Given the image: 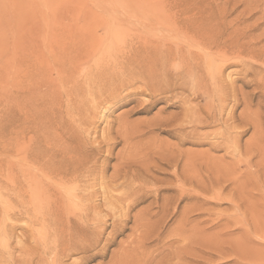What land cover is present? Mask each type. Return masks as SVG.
I'll return each instance as SVG.
<instances>
[{"label":"rangeland","instance_id":"obj_1","mask_svg":"<svg viewBox=\"0 0 264 264\" xmlns=\"http://www.w3.org/2000/svg\"><path fill=\"white\" fill-rule=\"evenodd\" d=\"M263 73L264 0H0V264H264Z\"/></svg>","mask_w":264,"mask_h":264},{"label":"bare ground","instance_id":"obj_2","mask_svg":"<svg viewBox=\"0 0 264 264\" xmlns=\"http://www.w3.org/2000/svg\"><path fill=\"white\" fill-rule=\"evenodd\" d=\"M135 16H136V15H135ZM116 17H117V16H116ZM200 17H201V15H200ZM193 19H194V18H193ZM196 19H197V18H196ZM204 19H205V17H204ZM186 20H187V19H186ZM200 20H201V19H200ZM202 20H203V19H202ZM180 21H181V20H180ZM180 21H179V22H180ZM183 21H185V20H183ZM183 21H182V22H183ZM208 21H209V20H208ZM204 22H205V20H204ZM176 23H177V22H176ZM176 23H175V25H176ZM163 24H164V23H163ZM206 24H207V23H206ZM183 25H185V26L188 25L189 28L192 30V32H194L198 37H200V38L203 40L201 43L205 44V46H206V45H208L209 47H210V46H213V47H214V46H219V43H218L219 41H217L218 38L215 37L217 34H216V35H213L214 33H209V30H210L211 28H210V29L208 30V32H207L206 29H205V31H203L204 29H203L202 25H201V27H202V28H201L199 25L195 26L196 24H194V23H193V24H192V23H187L186 21L183 22ZM210 25H211V24H210ZM206 27H207V26H206ZM216 28H218V27H216ZM216 28H215V29H216ZM223 28H224V27H223ZM176 29H177V28H176ZM202 29H203V30H202ZM157 30H158V29H157ZM214 31H215V30H214ZM210 32H211V30H210ZM216 32H217V31H216ZM218 33H219V32H218ZM225 33H226V32H225ZM164 34H165V33H164ZM167 34H168V33H167ZM169 35H170V34H169ZM156 36H157V35H156ZM175 36H176V35H175ZM182 36H183V35H182ZM226 36H227V35H226ZM162 37H163V36H162ZM195 37H196V36H195ZM217 37H219V36L217 35ZM236 37H237V36H236ZM236 37H235V38H236ZM189 38H190V37H189ZM189 38H188V39H189ZM225 38H226V37H225ZM245 38H246V37H245ZM173 39H174V38H173ZM176 39H178V38H176ZM182 39H183V37H182ZM190 39H191V38H190ZM193 39H194V38H193ZM198 39H199V38H198ZM236 39H237V38H236ZM194 40H195V39H194ZM225 40H226V39H225ZM233 40H234V39H233ZM176 41H177V40H176ZM167 42H168V41H167ZM182 42H184V41H182ZM186 42H187V41H186ZM186 42H185V43H186ZM189 42H190V40H189ZM195 42H196V41H195ZM226 42H227V41H226ZM168 43H169V42H168ZM197 43H198V42H197ZM199 43H200V42H199ZM221 43H223V42H221ZM224 43H225V42H224ZM246 43H247V42H246ZM183 44H184V43H183ZM230 44H231V43H230ZM110 45H111V44H110ZM173 45H174V44H173ZM191 45H192V42H191ZM196 45H197V44H196ZM196 45H195V46H196ZM200 45H201V44H200ZM223 45H224V44H223ZM241 45H242V44H241ZM178 46H179V45L177 44V46H175V47L178 48ZM185 46H186V45H185ZM187 46L190 47L189 43L187 44ZM187 46H186V47L183 46V47H184V48H187ZM193 46H194V45H193ZM193 46H191V47L193 48ZM254 46H255V45H254ZM173 47H174V46H173ZM189 47H188V48H189ZM198 47H199V46H198ZM227 47H228V45H227ZM108 48H109V46H108ZM196 48H197V47H196ZM228 48H229V47H228ZM230 48H231V47H230ZM243 48H244V47H243ZM245 48H246V47H245ZM251 48H252V47H251ZM144 49H145V48H144ZM164 49H165V48H164ZM179 49H182V47H181V48L179 47ZM179 49H178V50H179ZM189 49L191 50V48H189ZM189 49H187V50L190 51ZM246 49H247V48H246ZM107 50H108V49H107ZM131 50H132V49H131ZM145 50H146V49H145ZM150 50H151V49H150ZM150 50H149V52H150ZM187 50H186V49L184 50V54H185V51H187ZM198 50H199V49H198ZM201 50H202V49H201ZM219 50H220V49H219ZM221 50H222V49H221ZM233 50H235L234 47H233ZM110 51H111V50H110ZM110 51H109V52H110ZM169 51H170V50H169ZM169 51H167V52H166V51H165V52L162 51V53H164V55H165L166 53H167V55H170V54H168V53H172V52H169ZM181 51H182V50H181ZM224 51H225V50H224ZM252 51H253V50H252ZM151 52H152V51H151ZM156 52H157V51H156ZM156 52H154V54H155ZM159 52H160V51H159ZM176 52H177V49H176ZM190 52H191V51H190ZM190 52L187 54L188 56H189ZM192 52H193V51H192ZM204 52H205V51H204ZM222 52H223V51H221V53H222ZM226 52H227V50H226ZM231 52H232V51H231ZM235 52H236V51H235ZM235 52H234V53H235ZM241 52H242V50H241ZM94 53H95V52H94ZM104 53H105V52H104ZM116 53H117V51H116ZM144 53H145V52H144ZM177 53H178V52H177ZM179 53H181V52H179ZM179 53H178V55L180 56ZM193 53H194V52H193ZM217 53L220 54V52H218V50H217ZM217 53H215V54H217ZM238 53H239V52H238ZM243 53H245V52H243ZM246 53H247V52H246ZM246 53H245V54H246ZM106 54H107V53H106ZM109 54H110V53H109ZM146 54H147V55H146V58H148V57H147V56H148V52H147ZM154 54L152 55V53H151L150 55H152V57H153V56L157 55L158 53L155 54V55H154ZM173 54H174V53H173ZM184 54H183V55H184ZM201 54H202V52H201ZM207 54H208V53H207ZM210 54H211V53H210ZM210 54H209V55H210ZM212 54H213V53H212ZM212 54H211V56H212ZM224 54H225V53H222L220 56L218 55V57H222V56H223V57L221 58V59H223L224 56L227 55V54H225V55H224ZM239 54H240V53H239ZM249 54H250V53H249ZM141 55H142V54H141ZM164 55H161V56L164 57ZM167 55H165V58H166ZM187 55H186V56H187ZM190 55H191V54H190ZM209 55H208V57H210V59H211V56H209ZM213 55H214V54H213ZM255 55H256V54H255ZM161 56H160V57H161ZM181 56H182V55H181ZM184 56H185V55H184ZM186 56H185V57H186ZM195 56H196V55H195ZM197 56H200V55L198 54ZM206 56H207V55H206ZM216 56H217V55H216ZM150 57H151V56H150ZM169 57L171 58V55H170ZM182 57H183V56H182ZM182 57H181V58H182ZM190 57H191V56H190ZM208 57H206V59H208ZM212 57H213L212 60L214 61V59H215L214 57H215V56H212ZM244 57H245V56H244ZM261 57H262V56H261ZM261 57H260V58H261ZM153 58H154V61H156V60L158 61V59H155V57H153ZM172 58H173V57H172ZM172 58H171V59H172ZM174 58H175V57H174ZM178 58H179V60L181 61L180 57H177V59H178ZM188 58H189V57H188ZM198 58H199V57H198ZM198 58H197V59H198ZM109 59H110V58H109ZM149 59H150V58H149ZM160 59H162V58H159V60H160ZM163 59H164V58H163ZM168 59H169V58H168ZM175 59H176V58H175ZM184 59H185V58H184ZM190 59L193 60L192 58H190ZM197 59H196V60H197ZM206 59H205V60H206ZM210 59H209V60H210ZM218 59L220 60V58H218ZM218 59H217V57H216V60H218ZM140 60H141V59H140ZM140 60H139V61H140ZM165 60H166V59H165ZM173 60H174V59H173ZM173 60H172V61H173ZM182 60H183V59H182ZM209 60L204 61V62H205L204 64H207ZM212 60L210 61V64H209V65L207 64V65L209 66V68H208V66H207V69H208V70L211 69V70H210L211 72L209 71V73H211V74H213L214 72L217 73V72H218V71H217L218 69H219V72H220V70H221V69H220V68H221L220 66H222V65L224 66V64H221V63H220V65H218V64H219L218 62H213ZM219 60H218V61H219ZM223 60H225V59H223ZM230 60H231V59H230ZM125 61H126V60H125ZM125 61H123V62H125ZM129 61H130V60H129ZM145 61H147L148 63H149L150 61H151V62H154V61L152 60V58H151V60H148V59L146 60V59H145ZM160 61H161V60H160ZM162 61H164V60H162ZM167 61H169V60H167ZM170 61H171V60H170ZM180 61H179V63H177L178 61L175 62V60H174V62L177 63V64H179V65H180ZM193 61H194V60H193ZM201 61H202V60H201ZM250 61H251V60H250ZM105 62H106V61H105ZM121 62H122V61H121ZM127 62H128V60H127ZM141 62H142V61H141ZM147 62H145V63L148 64ZM151 62H150V63H151ZM181 62H182V61H181ZM187 62H188V61H187ZM194 62H195V61H194ZM194 62L191 61V64H193ZM206 62H207V63H206ZM240 62H241V61H240ZM251 62H252V61H251ZM109 63H110V62H109ZM143 63H144V62H143ZM154 63H155V62H154ZM158 63H159V62H158ZM158 63L156 64V68H157ZM161 63H162V62H161ZM161 63H160V64H161ZM164 63H165V62H164ZM171 63H172V62H171ZM183 63H186V61H184ZM216 63H217V64H216ZM222 63H223V61H222ZM245 63H246V62H245ZM253 63H254V62H253ZM96 64H97V63H96ZM115 64H116V63H115ZM120 64H121V63H120ZM122 64H124V63H122ZM125 64H126V63H125ZM133 64H134V63H133ZM151 64H152V63H151ZM151 64H150V65H151ZM160 64H159V65H160ZM165 64H166V63H165ZM168 64H169V63H168ZM168 64H167V65H168ZM173 64H174V63H173ZM177 64H176V65H177ZM181 64H182V63H181ZM187 64H190V63H187ZM194 64L196 65V63H194ZM232 64H233V63H232ZM104 65H105V64H104ZM110 65H111V64H110ZM110 65H109V66H110ZM118 65H119V63H118ZM128 65H129V64H128ZM128 65H127V66H128ZM131 65H132V64H130V66H131ZM143 65H144V64H143ZM150 65L148 64L149 67H150ZM153 65H154V64H153ZM170 65H171V64H170ZM170 65H169V66H170ZM174 65H175V64H174ZM174 65H173V66H174ZM185 65H186V64H185ZM233 65H234V64H233ZM256 65H257V64H256ZM256 65H255V66H256ZM112 66H114V64H112ZM112 66H111V67H112ZM130 66H129V67H130ZM132 66H133V65H132ZM145 66H146V65H145ZM148 66H147V67H148ZM192 66H193V65H192ZM202 66L204 67L203 64H202ZM226 66H227V65H226ZM102 67H103V66H102ZM105 67H106V65H105ZM116 67H117V66H116ZM133 67H134V66H133ZM142 67H143V66H142ZM147 67H146V69H147ZM149 67H148V68H149ZM151 67H152V66H151ZM159 67H160V66H159ZM162 67H163V63H162ZM162 67H161V69H162ZM175 67H176V66H175ZM175 67H174V69H175ZM177 67H178V69H177L176 71H178L179 74H181V76H188V75H189V77H190V74L194 73V72L191 70V69H194V68H195L194 66H193L194 68H191V66L188 67V65H187L186 67H188V68H187L188 70H186L185 73H184L182 70H180V69L183 68V66H182V68H181V66H180V69H179V66H177ZM198 67H199V66H198ZM246 67H248V66H246ZM108 68H109V67H108ZM114 68H115V67H114ZM118 68H121V67H118ZM118 68H117V69H118ZM123 68L127 69L126 67H122V69H123ZM153 68H155V66H154ZM190 68H191V69H190ZM239 68H240V67H239ZM255 68H256V67H255ZM255 68H254V69H255ZM97 69H98V68H97ZM100 69H101V68H100ZM100 69H99V70H100ZM104 69L106 70V68H103V70H104ZM129 69H131V68H128V70H129ZM141 69H142L143 71H146V70H144L145 68H141ZM150 69H151V68H149V70H150ZM158 69H159V68H158ZM164 69H165V68H164ZM164 69H163L162 72L159 71V70H160V69H159V70H158L159 73H157L158 71H155V69H152V70H154V71H151V72H149V70L146 71V72H148V73H143V71L141 70L143 74H141L140 71L137 72V74H138V73L141 74V75H139V77L142 78L141 81L144 82V83H145V80L147 79V80L151 81L150 83H152V81H154V80L157 81V82L159 81V82H158L159 84H158V83H157V84L160 85V83H162V81L165 82V80L167 79V76H168L166 72L169 71V69H168V70L166 69V71H164ZM184 69H186L185 66H184ZM184 69H183V70H184ZM198 69H199V68H198ZM198 69H197V70H198ZM205 69H206V66H205ZM222 69H223V68H222ZM226 69H227V68H226ZM257 69H258V68H257ZM259 69H260V68H259ZM109 70H110V69H109ZM123 70H124V69H123ZM123 70H122V71H123ZM137 70H139V69H137ZM179 70H180L181 72H180ZM197 70H196V72H197ZM203 70H204V69H203ZM247 70H248V69H247ZM101 71H102V70H100V73H99V74H101ZM107 71H108V69H107ZM107 71H106V72H107ZM112 71H113V70H112ZM117 71H118V70H117ZM131 71H133V70H131ZM135 71H136V70H135ZM205 71H206V70H205ZM258 71H259V70H258ZM96 72H97V71H96ZM109 72H111V71H109ZM120 72H121V69H120ZM125 72H126V71H125ZM125 72H124V73H125ZM128 72H130V71H128ZM170 72H171V71H170ZM236 72H237V71H236ZM249 72H250V71H249ZM251 72H252V71H251ZM251 72H250V73H251ZM115 73H118V72H115ZM121 73H123V72H121ZM124 73H123V74H124ZM131 73H133V72H131ZM135 73H136V72H135ZM135 73H134V74H135ZM174 73H175V72H174ZM174 73H173V74H174ZM228 73H229V72H228ZM240 73H241V72H240ZM259 73H260V72H259ZM261 73H262V72H261ZM99 74L97 75V76H98L97 78H99V76H100ZM102 74H103V73H102ZM105 74H106V73H105ZM109 74H110V73H109ZM137 74H136V75H137ZM170 74H171V73H170ZM170 74H169V75H170ZM194 74H196V73H194ZM194 74H192V75H193L194 77H196ZM214 74H215V73H214ZM234 74H235V73H234ZM237 74H238V72H237ZM242 74H243V73H242ZM251 74H253V73H251ZM263 74H264V73H263ZM92 75H93V74H92ZM111 75H112V72H111ZM111 75H110V76H111ZM113 75H114V74H113ZM125 75H126V74H125ZM125 75H123L124 79L122 78L124 81H125V77L127 76V75H126V76H125ZM130 75H131V74H130ZM132 75H133V74H132ZM136 75H135V76H136ZM209 75H210V74H209ZM216 75L219 77L218 73H217ZM216 75H214V76H216ZM246 75H247V74H246ZM94 76H96V75H93V78H94ZM106 76H107V74H106ZM181 76H180V78H177V77H179L178 74H174L173 76L171 75V80H170V82L168 81V82H167V83H168L167 85H165L164 83H163L164 85L162 84V85L165 86L166 88H167V86H168L167 91H166L165 93H167V92L170 91L169 88L179 89V90H181L182 92H183L184 90L186 91L185 86L187 87V86L190 85V84H189V82H188V85H187V81H185L184 78L181 77ZM197 76H198V75H197ZM214 76H213V78H214ZM244 76H245V75H244ZM254 76H255V75H254ZM100 77H101V76H100ZM112 77H113V76H112ZM115 77H116V75H115ZM120 77H121V76H120ZM120 77H119V78H120ZM128 77H129V75H128ZM137 77H138V76H137ZM137 77H136V79H137ZM209 77L211 78L212 75H210ZM209 77H208V80H209ZM218 77H215V78H218ZM248 77H249V76H248ZM117 78H118V76H117ZM129 78H130V77H129ZM134 78H135V77H133L132 79H134ZM176 78H177V79H176ZM245 78H246V77H245ZM255 78H256V77H254V79H255ZM107 79H109V78H107ZM122 79H120V80H122ZM126 79H127V78H126ZM132 79H131V80H132ZM185 79H186V78H185ZM189 79H190V78H189ZM222 79H223V78H222ZM243 79H244V78H243ZM91 80H92V79H91ZM100 80H102V79H100ZM100 80H98V81H100ZM111 80H112V79L110 78V81H111ZM115 80H116V79H114V81H115ZM117 80H119V79H117ZM123 80H122V81H123ZM139 80H140V78H139ZM168 80H169V79H168ZM217 80H218V82H220L219 79H217ZM85 81L89 82L90 79H89V81H88V80H85ZM122 81H121V82H122ZM141 81H140V82H141ZM155 81H154V83H155ZM160 81H161V82H160ZM188 81H189V80H188ZM210 81H211V80H210ZM250 81H251V80H250ZM250 81H249V82H250ZM253 81H255V80H253ZM261 81H262V80H261ZM87 82H86V83H87ZM92 82H93V80H92ZM92 82H91V84H92ZM95 82H96V81H95ZM95 82H93V83H95ZM105 82H106V78H105ZM105 82H104V83H105ZM107 82H108V81H107ZM111 82H113V81H111ZM118 82H120V81H118ZM125 82H127V81H125ZM140 82H139V83H140ZM146 82H148V81H146ZM190 82H191V81H190ZM192 82H193V80H192ZM83 83H84V82H83ZM86 83H84L83 86L86 85ZM104 83H103V84H104ZM114 83L117 84L116 82H114ZM114 83H113V85H115ZM127 83L129 84V82H127ZM131 83H132V82H131ZM133 83H134V82H133ZM165 83H166V82H165ZM201 83H202V82H201ZM201 83H200V85L202 86ZM209 83H211V82H209ZM214 83L216 84V82H214ZM247 83H248V81H247ZM254 83H255V82H254ZM81 84H82V83H81ZM87 84H88V83H87ZM109 84H112V83H108V85H109ZM147 84H149V83H147ZM193 84H194V83H193ZM197 84H198V82H197L195 85H197ZM217 84H218V83H217ZM217 84H216V86L213 85V86H215L214 89H217V88H218V87H217ZM250 84H251V83H250ZM89 85H90V83H89ZM92 85H93V84H92ZM113 85H112V86H113ZM121 85H122V84H121ZM151 85H153V83H152ZM154 85H156V84H154ZM200 85H199V86H200ZM210 85H211V84H210ZM220 85L222 86L221 83H219L218 86H220ZM224 85H225V84H224ZM80 86H81V85H80ZM96 86H97V85H96ZM104 86H105V85H104ZM110 86H111V85H110ZM118 86H119V85L117 84V87H118ZM129 86H131V85H129ZM163 86H161V87H163ZM191 86H192V84H191ZM199 86H198V88H199ZM205 86H206V85H205ZM221 86H220V87H221ZM248 86H249V85H248ZM250 86H251V85H250ZM254 86H255V85H254ZM86 87H87V86H85L84 88L86 89ZM89 87H90V86H88L87 89H89ZM100 87H101V86H100ZM100 87H99V85H98V87H97L96 89H99L100 92H101L102 89H101ZM117 87H116V88L113 87V88H115V90H116ZM121 87H122V86H121ZM132 87H133V86H132ZM158 87H160V86H158ZM203 87H204V86H203ZM220 87H219V88H220ZM78 88H79V87H78ZM78 88L76 87V89H78ZM80 88H81V87H80ZM84 88H83V90L85 91ZM103 88H104V87H103ZM105 88H107V87H105ZM108 88H109V86H108ZM113 88H111V89H113ZM119 88H120V87H119ZM123 88H124V87H123ZM128 88H129V87H128ZM166 88H165V89H166ZM188 88H189V87H188ZM201 88H202V87H200V91H201ZM205 88H206V87H205ZM263 88H264V87H263ZM62 89H63V88H62ZM76 89H75V90H76ZM87 89H86V91H87ZM90 89H91V88H90ZM90 89H89L88 91H89V92H92V91H90ZM93 89H94V86H93ZM156 89H157V88H156ZM158 89H159V88H158ZM196 89H197V88H196ZM214 89H213V90H214ZM261 89H262V88H261ZM105 90H106V89H105ZM105 90H104V91H105ZM108 90H109V89H108ZM108 90H106V91H108ZM113 90H114V89H113ZM113 90H111V91H113ZM119 90H120V89H119ZM171 90H172V92H171V91H170V92L173 93V92H174L173 89H171ZM203 90H204V89H203ZM203 90H202V91H203ZM213 90H211V92H212ZM222 90H223V88H222ZM77 91H78V90H76L75 93H76ZM88 91H87V94H92V93H88ZM140 91H141V90H140ZM177 91H178V90H177ZM181 91H180V92H181ZM194 91H195V89H194ZM202 91H201V92H202ZM263 91H264V90H263ZM81 92H82V90H81ZM108 92H109V91H108ZM156 92H157V91H156ZM182 92H181V93H182ZM187 92H188V91H187ZM187 92H186V93H187ZM191 92H192V91H191ZM195 92H196V91H195ZM208 92H209V90H208ZM211 92H210V94H209V97H211V96H210V95H211ZM254 92H255V91H254ZM258 92H259V91H258ZM78 93H79V91H78ZM82 93H83V92H82ZM106 93H107V92H106ZM151 93H152V92H151ZM154 93H155V91H154ZM160 93H161V92H160ZM183 93H184V92H183ZM213 93H214V92H212V94H213ZM216 93H218V94L220 93L218 96H220L221 94H225V92L221 91V89H220V90H216L215 95H216ZM99 94L101 95V93L98 92V95H99ZM157 94H158V93H157ZM173 94H174V93H173ZM177 94L180 95L179 93H176V95H177ZM184 94H185V93H184ZM199 94H203V92H202V93H199ZM199 94H198V95H199ZM204 94H205V91H204ZM76 95H77V94H76ZM82 95H83V94H82ZM102 95H103V94H102ZM161 95H162V94H161ZM213 95H214V94H213ZM94 96H95V95H94ZM108 96H109V95H108ZM130 96H131V95H130ZM171 96H173V95H171ZM91 97H92V96H91ZM104 97H105V96H104ZM106 97H107V96H106ZM199 97H200V96H199ZM207 97H208V96H207ZM214 97H215V96H214ZM242 97H243V96H242ZM253 97H254V96H253ZM86 98H87V97H86ZM100 98H101V97H100ZM184 98H185V97H184ZM211 98H212V97H211ZM90 99H91V98H90ZM112 99H113V98H112ZM171 99H172V98H171ZM209 99H210V98L207 99L208 102H209ZM103 101H104V100H103ZM109 101H110V100H109ZM162 101H163V100H162ZM214 101H215V100H214ZM82 102H83V101H82ZM89 102H90V101H89ZM106 102H107V101H106ZM201 102H202V101H201ZM212 102H213V101H212ZM222 102H223V101H222ZM180 103H181V102H180ZM186 103H187V102H186ZM231 104H232V103H231ZM178 105H179V104H178ZM180 107H181V106H180ZM203 107H204V106H203ZM215 107H216V106H215ZM67 108H68V107H67ZM149 108H150V107H149ZM217 108H218V107H217ZM193 109H194V108H193ZM218 109H219V108H218ZM233 109H234V108H233ZM53 110H54V109H53ZM86 110H87V108H86ZM143 110H144V109H143ZM190 110H191V109H190ZM190 110H189V112H190ZM220 110H221V109H220ZM223 110H224V109H223ZM144 111H145V110H144ZM144 111H143V112H144ZM185 111H188V110H185ZM191 112H192V111H191ZM80 113H81V112H80ZM186 113H187V112H186ZM193 113H194V112H193ZM223 113H224V112H223ZM188 114H189V113H188ZM196 114H198V113L196 112ZM196 114H195V115H196ZM248 114H249V113H248ZM189 115H190V117H191V114H189ZM198 115H199V114H198ZM77 116H79V115H77ZM185 116H186V115H185ZM193 116H194V115H193ZM222 116H223V115H222ZM186 117H188V116H186ZM202 117H203V116H202ZM77 118H78V117H77ZM77 118H76V119H77ZM81 118H82V117H80L79 120H80ZM193 118H194V121H195V120L197 119V115H196V119H195V117H193ZM198 118H199V117H198ZM206 118H207V117H206ZM84 119H85V118H84ZM84 119H82V121H83ZM187 119H189V117H188ZM207 119H208V118H207ZM207 119H206V120H207ZM79 120H78V122H79ZM227 120H228V119H227ZM184 121H185V123L187 122L186 120H184ZM184 121H183L182 123H184ZM191 121H192V120H191ZM197 121H198V120H197ZM72 122H73V120H72ZM179 122H180V121H179ZM195 122H196V121H195ZM205 122H206V121H205ZM164 123H165V122H164ZM182 123H181V124H182ZM190 123H192V122H189V124H190ZM193 123H194V122H193ZM201 123H202V122H201ZM157 124L159 125V124H161V123H159V121H158ZM166 124H168V123H166ZM77 125H79V124H77ZM175 125H177V124H175ZM186 125H188V124H185V126H186ZM190 125H191V124H190ZM122 126H123V125H122ZM173 126H174V125H173ZM180 126H181V125H180ZM185 126H184V127H185ZM191 126H192V125H191ZM182 127H183V125H182ZM182 127H180V128H181V130L183 129V131H184L185 128H182ZM188 127H190V126L188 125ZM60 128H61V127H60ZM174 128H175V126H174ZM177 128H179V126H178ZM177 128H176V129H177ZM180 128H179V129H180ZM197 128H198V127H197ZM73 129H76V128H73ZM73 129H72V130H73ZM80 129H81V127H80ZM132 129H134V128H132ZM156 129H157V128H156ZM179 129H178L177 131H178V132H181V130L179 131ZM123 130H124V128H123ZM83 131H84V130H83ZM121 131H122V130H121ZM185 131H186V130H185ZM185 131H184V132H185ZM173 132H174V131H173ZM178 132H177V134H179ZM231 132H232V131H231ZM72 133H73V132H72ZM137 133H138V132H137ZM175 133H176V131H175ZM218 133H220V132H218ZM73 134H74V133H73ZM121 134H122V133H121ZM71 135H72V134H71ZM119 136H120V135H119ZM125 136H126V135H125ZM221 136H222V135H221ZM221 136H220V137H221ZM125 139H127V138H125ZM123 140H124V139H123ZM128 141H129V140H128ZM119 143H120V142H119ZM56 148H57V147H56ZM125 148H127V147H125ZM128 149H129V148H128ZM173 149H174V148H173ZM185 151H186V150H185ZM229 151H230V150H229ZM169 152H170V151H169ZM57 153H58V152H57ZM89 156H90V155H89ZM170 156H171V155H170ZM69 157H70V156H69ZM176 157H177V156H176ZM176 157H175V158H176ZM178 157H179V156H178ZM180 157H181V156H180ZM190 158H191V157H189V155H188V159H190ZM172 159H173V158H172ZM8 160L12 161L10 158H9ZM127 160H128V159H127ZM175 160H177V161L179 160V161H180L181 159H178V158H177V159H175ZM75 161H76V160H75ZM118 161H119V160H118ZM136 161H137V159H136ZM167 161H169V160H167ZM179 161H178V162H179ZM183 161H184V160H183ZM186 161H188V160L186 159ZM54 162H55V161H54ZM119 162H120V161H119ZM184 162H185V161H184ZM184 162H183V163H184ZM168 163H169V162H168ZM170 163H172V162H170ZM170 163H169V164H170ZM187 163H189V162H187ZM78 164H79V163H78ZM94 164H95V163H94ZM119 164H120V163H119ZM174 164L177 165L178 163L174 162ZM61 165H62V164H61ZM70 165H71V164H70ZM83 165H84V164H82V166H83ZM90 165H91V164H90ZM171 165L173 166V163H172ZM171 165H170L169 167H171ZM74 166H75V165H74ZM184 166H185V165H184ZM51 167H52V166H51ZM56 167H57V166H56ZM59 167H60V165H59ZM59 167H58V171H59ZM63 167H64V165H63ZM68 167H69V166H68ZM72 167H73V164L71 165V167H69V169L72 168ZM76 167H77L76 169H74L75 167H73V168L70 169V170L65 169L66 167H64V169L61 168L62 170H60V171L58 172V173H59L58 175H59V176H62V174H63V176H64V175H66V176L68 175V176H71V178H72V177H74L76 174H78L79 172H81V171L78 169L79 166L76 165ZM84 167H85V165H84ZM86 167H87V166H86ZM91 167H92V166H91ZM173 167H174V166H173ZM177 167H178V166H177ZM180 167H181V166H180ZM79 168H80V167H79ZM82 168H83V167H82ZM159 168H160V167H159ZM174 168H176V166H175ZM80 169H81V168H80ZM53 170H54V169L52 168V171H53ZM81 170H83V169H81ZM84 170H85V169H84ZM84 170H83L82 172H86V171H84ZM134 170H135V168H134ZM55 171H56V170H54L53 172L56 173ZM87 171H88V170H87ZM176 171H177V169H176ZM50 172H51V170H50ZM82 172H81V173H82ZM81 173H79V175H80ZM189 173H190V172H189ZM49 174H50V173H49ZM85 174H86V173H85ZM53 175H54V174H53ZM81 175H82V174H81ZM81 175H80V176H81ZM51 176H52V175H51ZM68 176H67V177H68ZM114 176H115V175H114ZM127 176H128V174H127ZM64 177H65V176H64ZM117 177H118V176H117ZM48 178H50V177H48ZM51 178H53V177H51ZM55 178H56V177H55ZM55 178H54V179H55ZM65 178H66V177H65ZM75 178H76V176H75ZM75 178H74V179H75ZM127 178H128V177H127ZM186 179H188V178H186ZM186 179H185V180H186ZM10 180H11V179H10ZM60 180H61V179H60ZM66 180H67V179H66ZM68 180H69V179H68ZM72 180H73V178H72ZM76 180H77V179H76ZM76 180H75V181H76ZM183 180H184V179H183ZM73 181H74V180H73ZM186 181H187V180H186ZM186 181H184V182H186ZM188 181H189V180H188ZM188 181H187V182H188ZM65 182H66V181H65ZM68 183H69V182H68ZM69 184H70V183H69ZM28 185H29V184H28ZM29 186H30V185H29ZM74 186H75V185H74ZM74 186H71V187L74 188ZM49 187H50V186H49ZM49 187H48V189H49ZM32 188H33V187H32ZM46 188H47V187H45L44 190H46ZM53 188H55V185H53V187L50 188V189L52 190ZM57 188H60V187H57ZM57 188H56V189H57ZM61 188H63V187H61ZM73 188H71V190H72ZM38 189H39V188H38ZM48 189H47V190H48ZM56 189H55V192H56ZM63 189H65V187H64ZM78 189H80V188L78 187ZM78 189H77V191H78V192L81 191L80 194H82V189H80V191H79ZM58 190H59V189H57V191H58ZM66 191H67V190H66ZM68 191H70V190H68ZM50 192H51V191H50ZM60 192H61V190H60ZM72 192H75V190L72 191ZM72 192H71V193H72ZM47 193H48V192H47ZM84 193H85V190H84L83 194H84ZM48 194H51V193H48ZM55 194L57 195L58 193H55ZM65 194H66V193H65ZM72 194H73V193H72ZM77 194H78V193H77ZM77 194H76V195H77ZM92 194H93V193H92ZM46 195H47V194H46ZM56 195H54V196H56ZM61 195L63 196V194H59L58 197L61 196ZM84 195H85V194H84ZM24 196H25V195H24ZM52 196H53V195H52ZM65 196H66V195H65ZM65 196H64V197H65ZM85 196H86V195H85ZM87 196H88V195H87ZM58 197H57V198H58ZM68 197H71V195L68 194ZM68 197H67V198H68ZM72 197H73V196H72ZM72 197H71V199H72ZM74 197H76V196H74ZM79 197H80V196H79ZM132 197H133V196H132ZM47 198H48V196H47ZM49 198H52V197H49ZM55 199H56V197H55ZM55 199L53 198L54 201H55ZM60 199H63V198L60 197ZM69 199H70V198H69ZM50 200H52V199H49V201H50ZM53 200H52V201H53ZM72 200H73V199H72ZM34 201H35V200H34ZM52 201H51V202H52ZM69 201H70V200H69ZM77 201H78V200H77ZM36 202H37V201H36ZM47 202H48V201H47ZM56 202H57V201H56ZM58 202H59V201H58ZM58 202H57V203H58ZM45 203H46V202H45ZM75 203H76V201L74 202V204H75ZM77 203H78V202H77ZM133 203H134V202H133ZM48 204H49V203H48ZM70 204H71V203H70ZM72 204H73V202H72ZM56 207H57V209L60 208V207L62 208V206L58 207L57 205H56ZM54 209H55V208H54ZM54 209H52V210H50V211H53ZM76 209H77V208H76ZM82 209H83V208H82ZM55 210H56V209H55ZM59 210H60V209H59ZM63 210H64V209H63ZM78 210H79V211H82V210H80V209H78ZM57 211H58V210H57ZM60 211H62V210H60ZM68 211H69V210H68ZM73 211H75V210L73 209ZM86 211H87V210H86ZM89 211H90V210H89ZM64 212H65V210H64ZM64 212H63V213H64ZM71 212H72V211H71ZM71 212H68V213L70 214ZM75 212H76V213H73V212H72V213H73V215H75V217H76V216H77L76 214L78 213V211H75ZM44 213H45V212H44ZM52 213H53V212H52ZM55 213L57 214V212H54V215H55ZM60 213H61V212H60ZM60 213H59V214H60ZM82 213L85 214V212H82ZM82 213H80V215H81ZM86 213H87V212H86ZM48 214H49V213H48ZM59 214H57V216H58ZM64 214H65V213H64ZM84 214H82V215H84ZM61 215H62V214H61ZM45 216H46V215H45ZM49 216H50V215H49ZM55 216H56V215H55ZM57 216H56V217H57ZM63 216H64V215H63ZM67 216H68V215H67ZM2 217H3V216H2ZM59 217H60V216H59ZM65 217H66V216H65ZM71 217H73V216H71ZM82 217H83V216H82ZM85 217H87V214H86ZM85 217H84V218H85ZM57 218H58V217H57ZM57 218H56V221H57ZM61 218H62V217H61ZM46 219H47V218H46ZM63 219H64V217H63ZM66 219H67V224H68V221H69L70 219L68 220V217H66ZM66 219H65V221H66ZM82 219H83V218H82ZM58 220H59V219H58ZM79 220L82 221V220H81V217H80ZM60 221H61V219H60ZM54 222H55V221H54ZM64 225H65V224H64ZM61 226H62V225H60V227H61ZM66 226H67V225H66ZM0 227H1V226H0ZM70 227H72V225H71ZM13 228H14V227L11 226V227L9 228V229H10V230H9L8 228H5V227H4V228L2 229L1 232H3V234L5 233V234H7V235H8L9 233H10V234H14V233H13V231H14ZM21 229H22V228H21ZM56 229H57V228H56ZM56 229H55V230H56ZM70 229H72V228H70ZM10 234H9V235H10ZM12 237H13V235H12ZM55 260H56V259H55ZM50 261H51V260H50ZM3 262H4V261H3ZM5 263H6V262H5ZM5 263H4V264H5ZM1 264H2V263H1ZM7 264H8V263H7ZM11 264H12V262H11ZM14 264H15V263H14Z\"/></svg>","mask_w":264,"mask_h":264}]
</instances>
